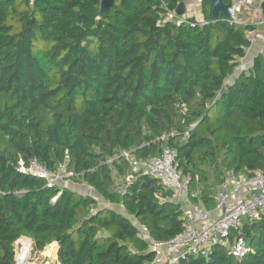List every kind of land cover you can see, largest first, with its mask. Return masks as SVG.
<instances>
[{
  "label": "trees",
  "instance_id": "trees-1",
  "mask_svg": "<svg viewBox=\"0 0 264 264\" xmlns=\"http://www.w3.org/2000/svg\"><path fill=\"white\" fill-rule=\"evenodd\" d=\"M100 1L0 0V264L22 236L31 254L56 243L55 264H149L138 225L168 239L184 209L124 150L174 148L188 201L209 209L229 173L264 170V54L234 75L256 23L213 17L210 0L201 20L169 16L183 0ZM31 159L125 213L17 169ZM242 233L240 258L216 244L177 264H264V208Z\"/></svg>",
  "mask_w": 264,
  "mask_h": 264
},
{
  "label": "built area",
  "instance_id": "built-area-1",
  "mask_svg": "<svg viewBox=\"0 0 264 264\" xmlns=\"http://www.w3.org/2000/svg\"><path fill=\"white\" fill-rule=\"evenodd\" d=\"M229 2V18L233 21L238 20L237 13L242 8H252L261 13V6L256 0ZM174 15L177 16L175 12L169 14L170 17ZM261 22L264 23L263 17ZM122 155L132 172L140 171L157 178L174 194L187 193V180L181 177L174 166V148L164 145L157 155L150 157L135 156L129 150H124ZM17 169L43 177L48 185L53 184L57 177L35 159L29 160L27 164L19 160ZM132 172L124 176L125 182L133 178ZM263 208L264 170L257 169L252 174L229 173L215 195L213 208H206L202 204H189L184 210L185 224L180 233L165 240H156L150 237L146 226H140V235L148 241L150 249L153 250V258L149 264H177L181 258L188 255L205 256L216 244L224 245L233 257L240 258L247 250L242 226L245 222L252 223ZM20 239L15 240L16 245L14 242L15 264H19L18 256L24 245V241L20 243ZM26 243L30 248V239H27Z\"/></svg>",
  "mask_w": 264,
  "mask_h": 264
},
{
  "label": "rangeland",
  "instance_id": "rangeland-1",
  "mask_svg": "<svg viewBox=\"0 0 264 264\" xmlns=\"http://www.w3.org/2000/svg\"><path fill=\"white\" fill-rule=\"evenodd\" d=\"M257 3V1H256ZM245 12V13H244ZM244 13V14H243ZM238 18H240L241 21H251V22H255L256 23V29L258 27L257 30H255V32H253V37L252 41L253 44L252 46L250 45L247 49H246V55L240 59V63L242 62V65H238L239 68L241 67V69H246L248 66L251 65V60H252V56L258 52H262L264 54V23L261 22L262 19V14L260 12H257L255 9H249V10H245L243 9L241 12L237 13ZM258 42L257 47H256V42ZM238 72V69L236 68L234 75H236V73ZM54 174L57 176L55 177V181L53 182V184L51 185H58V186H64V187H68L70 189L76 190L79 193L82 194H87V195H92L96 198L97 203L100 206H105L108 205L116 210L122 211L123 213H125L123 211V208L121 205L118 204H113L110 203L109 201L105 200L103 197H101L100 195H98L93 189H91L89 186L86 185V183H84L83 181H71L70 179H68V173L64 170L63 167H61L60 169H58L56 172H54ZM123 180L116 178V183L114 185L115 189H117L118 191H122V187H123ZM186 199H188L187 193H184ZM183 205V202H181ZM130 218V220L132 222H134L135 224H137V221L134 220L133 217L128 216ZM141 226V225H140ZM139 227V229L141 230V227ZM233 232V231H231ZM25 237V236H24ZM24 237H22L21 239H23ZM27 239H30L29 237H25ZM56 243H51V247L48 248L46 246V248L44 249V251L42 252H38L36 254H31V239H30V252L27 258V262L28 264H55L56 260H57V244ZM15 245H16V241H15ZM150 249V247H149ZM14 251H15V246H14ZM18 251V249H17Z\"/></svg>",
  "mask_w": 264,
  "mask_h": 264
},
{
  "label": "crops",
  "instance_id": "crops-1",
  "mask_svg": "<svg viewBox=\"0 0 264 264\" xmlns=\"http://www.w3.org/2000/svg\"><path fill=\"white\" fill-rule=\"evenodd\" d=\"M184 1V3H185V12H184V14L183 15H181L180 17H188V16H194L197 20H201V18H202V13H201V1H198V0H183ZM257 1V3H259L260 4V6H261V3H262V1L263 0H256ZM243 9H245L246 11L247 10H249L248 8H242L241 9V11L243 10ZM240 11V12H241ZM245 13V12H244ZM243 13V14H244ZM177 17V16H176ZM239 19V21H241L240 20V18H238ZM242 22H246V21H242ZM257 29H258V27H257ZM257 29H255V30H257ZM255 30L254 31H251V32H249L248 33V36H249V38H250V40H251V43H250V45L252 46V44H253V41H252V38L251 37H253V35H251V34H253V32H255ZM254 42H256V41H254ZM257 44H258V42H256V47H257ZM249 45V46H250ZM248 46V47H249ZM255 54H256V52H255ZM254 54V55H255ZM253 55V56H254ZM253 56H252V58H253ZM243 58V57H242ZM252 61V60H251ZM243 63L241 62L240 63V65H242ZM237 69H238V72L241 70V67L239 68V66L237 67ZM173 199L174 200H176V201H180V202H183V209L185 210V209H187V207L189 206V204H191L189 201H188V199H186V197H185V194L184 193H175L174 195H173ZM22 237H24V236H22Z\"/></svg>",
  "mask_w": 264,
  "mask_h": 264
},
{
  "label": "water",
  "instance_id": "water-1",
  "mask_svg": "<svg viewBox=\"0 0 264 264\" xmlns=\"http://www.w3.org/2000/svg\"><path fill=\"white\" fill-rule=\"evenodd\" d=\"M211 1V11L213 17H217L219 13H222L226 18H229L228 7L230 2H224V0H210ZM112 4V0H101L100 1V11L105 12L107 11ZM185 12V3L184 1H180L175 9V14L177 16L183 15ZM261 14L264 18V0L261 3ZM56 245V244H55ZM48 248L51 247V243L48 244ZM150 252L153 253V250L150 249Z\"/></svg>",
  "mask_w": 264,
  "mask_h": 264
},
{
  "label": "bare ground",
  "instance_id": "bare-ground-1",
  "mask_svg": "<svg viewBox=\"0 0 264 264\" xmlns=\"http://www.w3.org/2000/svg\"><path fill=\"white\" fill-rule=\"evenodd\" d=\"M19 241H20V243H22L24 241L23 242L24 245L22 246L21 252L18 256L19 264H28V262L26 263V258L28 257L30 248L27 247V243H26L27 238L20 239Z\"/></svg>",
  "mask_w": 264,
  "mask_h": 264
}]
</instances>
